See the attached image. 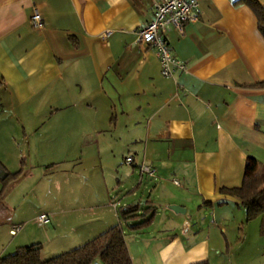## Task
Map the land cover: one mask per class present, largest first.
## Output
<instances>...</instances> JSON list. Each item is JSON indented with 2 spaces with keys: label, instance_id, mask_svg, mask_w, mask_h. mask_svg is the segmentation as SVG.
<instances>
[{
  "label": "crops",
  "instance_id": "obj_1",
  "mask_svg": "<svg viewBox=\"0 0 264 264\" xmlns=\"http://www.w3.org/2000/svg\"><path fill=\"white\" fill-rule=\"evenodd\" d=\"M198 1V20L184 23L182 32L166 31L186 69L164 77L155 50L137 39L154 0H0V128L40 137L36 147L45 153L60 137L69 151L41 210L30 203L20 208L23 200L0 189V225L21 226L0 243V256L27 245H38L43 257L73 249L119 223L118 207H155L156 189L169 205L183 206L175 199L211 203L215 223L229 217H217L219 210L239 206L219 189L239 186L247 170L264 173V87L255 85L264 81V36L246 4ZM35 9L41 28L29 22ZM86 136L95 139H72ZM76 145L82 146L79 163L69 156ZM128 155L132 164L124 161ZM49 159L39 154L34 164L55 163ZM142 163L161 180L153 189L146 174L139 172L135 183L134 168ZM36 165L31 169L42 174ZM0 168L1 182L20 173L1 161ZM38 213L50 218L46 252L33 230ZM173 219L150 234L145 229L153 219L135 232L124 227L134 264L209 261V236L186 235L189 223L181 237Z\"/></svg>",
  "mask_w": 264,
  "mask_h": 264
},
{
  "label": "rangeland",
  "instance_id": "obj_2",
  "mask_svg": "<svg viewBox=\"0 0 264 264\" xmlns=\"http://www.w3.org/2000/svg\"><path fill=\"white\" fill-rule=\"evenodd\" d=\"M38 138L40 139V137L25 135L16 130L8 132L0 128V161L11 173L16 172L18 168L20 170V173L15 178L10 176L5 181H0V189L2 187L4 189L2 194L4 195L8 191L9 197L18 198L20 201L23 200L21 201L23 204L21 202L18 203L19 206L21 204L20 208L24 204L30 203V208L35 212H37L36 210H41L42 207H46L48 201L51 200L48 194V189L52 187L50 179L54 181L55 179L62 178V176H59L58 170L66 168L67 165L65 162L67 161L66 157L69 152L66 146L60 145V137L55 138L58 146L52 151L48 153L41 150L38 151L36 147V139ZM75 138L79 141L85 139L90 143V141L95 139V136L73 137L72 139ZM51 141H54V139ZM81 153L82 146L76 145L69 156L72 159L76 158V161H73L79 163ZM39 154L48 156L50 158L49 160L55 163L49 165L46 163L44 167H39L34 164ZM31 164L36 165L35 168L40 169L42 174L35 169H31ZM89 166L85 167L89 168ZM45 169L48 170V175L44 176ZM134 170L135 183H137L141 174L139 175L138 167H135ZM148 176L147 174L144 176V182L153 189L161 180H158V175ZM170 189L174 193H179V189L173 185H171ZM23 194H25L24 198L21 197ZM141 196L142 198H140ZM147 196V192L144 194V186H142L138 190L137 196L141 204L147 199ZM152 198L155 199L156 215H154L153 222L145 229L147 233H156L161 228H169L171 224L170 218H177L179 226L175 232L179 236L186 237V235H190L192 237L196 234L200 238L209 236L211 240L209 243V264H264V237L259 234L258 229L260 217L246 221V212L242 206L230 204L228 208H222L219 210L221 212H218L217 217L224 213L225 215H229L227 218L228 221L221 220L220 223H215L212 217V208L214 206L211 203L209 205H203L201 204L202 202L196 199H173L178 203L181 202L183 204L182 207L186 208L184 214H173L169 209L168 199L163 193H159L158 189L153 192ZM16 202L18 201L16 200ZM216 206H218V202ZM0 216H4V211H2ZM37 217L34 220L37 226H33V230L38 235V238L42 240L40 244L42 245L43 252H46L50 247V240L45 230L49 224L39 223ZM185 221H189L190 228L188 234L182 235L181 229ZM41 225L45 226L42 227ZM11 227L9 222L0 225V243L5 239L12 238L13 234L9 231ZM222 229L224 230L223 234ZM143 232V235H146V232ZM54 255H47L48 257L41 256V258L46 259Z\"/></svg>",
  "mask_w": 264,
  "mask_h": 264
},
{
  "label": "trees",
  "instance_id": "obj_3",
  "mask_svg": "<svg viewBox=\"0 0 264 264\" xmlns=\"http://www.w3.org/2000/svg\"><path fill=\"white\" fill-rule=\"evenodd\" d=\"M238 3L251 8L257 18L258 29L264 36V4L259 0H235V4ZM255 85L264 87V81ZM219 191L237 200V204L245 209L246 221L260 217L259 233L264 237V173L247 170L239 186L222 187ZM117 212L119 223L73 249L42 259L38 245L22 246L0 256V264H94L97 261L103 264H134L127 249L124 227L133 232L143 229L153 219L155 207L129 203L118 207ZM193 264L209 263L204 260Z\"/></svg>",
  "mask_w": 264,
  "mask_h": 264
},
{
  "label": "built area",
  "instance_id": "obj_4",
  "mask_svg": "<svg viewBox=\"0 0 264 264\" xmlns=\"http://www.w3.org/2000/svg\"><path fill=\"white\" fill-rule=\"evenodd\" d=\"M200 13L198 0H154L152 18L139 29L137 39L139 43L151 46L155 50L162 76L171 77L175 71L186 69V64L171 52L166 38V31L170 27H175L182 32L183 24L198 20ZM29 22L34 28L43 26L42 17L37 9L31 14ZM124 161L128 164L134 162L133 157L130 155L125 157ZM139 172L141 175L153 176L155 170L153 167L142 163L139 166ZM175 183L177 182L175 181ZM37 220L41 224H47L50 218L46 213H41L38 215ZM20 227V225L13 226L11 233H16Z\"/></svg>",
  "mask_w": 264,
  "mask_h": 264
},
{
  "label": "water",
  "instance_id": "obj_5",
  "mask_svg": "<svg viewBox=\"0 0 264 264\" xmlns=\"http://www.w3.org/2000/svg\"><path fill=\"white\" fill-rule=\"evenodd\" d=\"M5 176H6L5 171H3V169H0V179H4ZM169 209L173 210L176 213H181V214H184L186 212V208L174 204L169 205ZM188 228H189V221H185L183 224V231L186 232Z\"/></svg>",
  "mask_w": 264,
  "mask_h": 264
}]
</instances>
